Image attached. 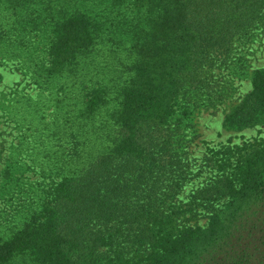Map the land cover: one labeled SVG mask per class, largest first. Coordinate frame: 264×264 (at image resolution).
I'll return each instance as SVG.
<instances>
[{"label": "trees", "instance_id": "1", "mask_svg": "<svg viewBox=\"0 0 264 264\" xmlns=\"http://www.w3.org/2000/svg\"><path fill=\"white\" fill-rule=\"evenodd\" d=\"M61 1L41 17L65 106L42 171L58 178L5 226L0 264H264V143L213 150L208 180L179 197L196 174L189 118L224 100L215 69L264 26V0ZM263 116L264 67L224 122ZM200 209L206 227L187 222Z\"/></svg>", "mask_w": 264, "mask_h": 264}, {"label": "rangeland", "instance_id": "2", "mask_svg": "<svg viewBox=\"0 0 264 264\" xmlns=\"http://www.w3.org/2000/svg\"><path fill=\"white\" fill-rule=\"evenodd\" d=\"M48 1L51 12H57L62 1ZM44 7V0H0V235L6 225L21 223L27 201L36 207L41 188L58 178L42 171L49 161L47 154L61 143L52 133L65 113V106L56 102L57 80L45 70ZM236 45L240 58L215 69L227 83L224 100L214 108L194 110L189 118L187 135L192 139L189 149L196 174L179 194L185 201L212 174L214 163L207 157L213 150L264 143V116L242 127L224 122L226 112L252 89L254 72L264 67V26ZM208 221V212L200 209L187 222L206 227Z\"/></svg>", "mask_w": 264, "mask_h": 264}]
</instances>
